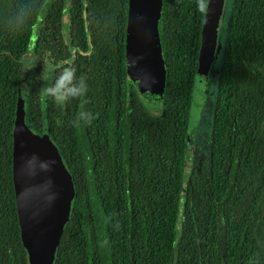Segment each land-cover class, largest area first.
<instances>
[{
	"label": "trees",
	"instance_id": "16d2710c",
	"mask_svg": "<svg viewBox=\"0 0 264 264\" xmlns=\"http://www.w3.org/2000/svg\"><path fill=\"white\" fill-rule=\"evenodd\" d=\"M126 1L0 0V264H28L11 182L18 108L73 187L52 264H264V0H225L206 153L186 172L205 0H160L156 111L124 70ZM22 5L27 23L14 27ZM47 54L86 79L90 124L74 123L81 99L60 110L45 96Z\"/></svg>",
	"mask_w": 264,
	"mask_h": 264
},
{
	"label": "water",
	"instance_id": "95a60500",
	"mask_svg": "<svg viewBox=\"0 0 264 264\" xmlns=\"http://www.w3.org/2000/svg\"><path fill=\"white\" fill-rule=\"evenodd\" d=\"M224 3L225 0H205L193 84L194 89L199 83L197 93L218 53L216 28ZM160 6V0L126 1L124 70L151 111L159 108L165 85L156 30ZM11 182L27 263L52 264L69 217L73 187L55 146L48 137L26 126L21 108L16 111L11 131Z\"/></svg>",
	"mask_w": 264,
	"mask_h": 264
},
{
	"label": "clouds",
	"instance_id": "9594fccd",
	"mask_svg": "<svg viewBox=\"0 0 264 264\" xmlns=\"http://www.w3.org/2000/svg\"><path fill=\"white\" fill-rule=\"evenodd\" d=\"M27 5L19 7L18 11L11 17L14 27H23L28 20ZM43 71L39 79L43 80V92L46 97L51 98L57 108L64 110L70 100L81 99L82 109L77 114L74 123L81 122L90 124L95 116L91 112L83 109V99L88 91V84L84 76H77V70L72 64H61L54 60L50 54H47L43 60ZM23 70L29 71L37 64L35 59L25 63L21 60Z\"/></svg>",
	"mask_w": 264,
	"mask_h": 264
},
{
	"label": "rangeland",
	"instance_id": "374dc122",
	"mask_svg": "<svg viewBox=\"0 0 264 264\" xmlns=\"http://www.w3.org/2000/svg\"><path fill=\"white\" fill-rule=\"evenodd\" d=\"M221 19V18H220ZM220 20L218 21V24ZM218 27V26H217ZM211 69L206 73L200 90L196 92L199 85L195 84L192 93V107L190 110L191 127L188 138V150L185 157L184 171L192 165L198 164V159L206 153V143H208L209 128L211 125V117L215 98V89L217 85V70L219 62L214 60ZM27 79L23 78L22 86L27 87ZM201 83V82H200ZM21 102V101H20ZM19 99L18 103L20 104Z\"/></svg>",
	"mask_w": 264,
	"mask_h": 264
}]
</instances>
